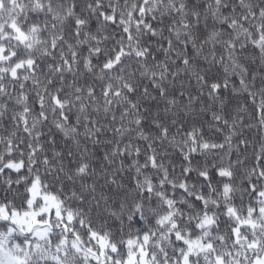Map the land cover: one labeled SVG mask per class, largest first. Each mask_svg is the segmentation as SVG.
Returning a JSON list of instances; mask_svg holds the SVG:
<instances>
[{"label":"snow or ice","instance_id":"1","mask_svg":"<svg viewBox=\"0 0 264 264\" xmlns=\"http://www.w3.org/2000/svg\"><path fill=\"white\" fill-rule=\"evenodd\" d=\"M0 264H264V0H0Z\"/></svg>","mask_w":264,"mask_h":264}]
</instances>
